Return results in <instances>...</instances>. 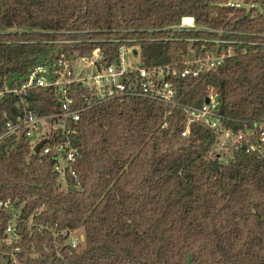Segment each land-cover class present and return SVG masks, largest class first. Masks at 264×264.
<instances>
[{
	"label": "trees",
	"instance_id": "1",
	"mask_svg": "<svg viewBox=\"0 0 264 264\" xmlns=\"http://www.w3.org/2000/svg\"><path fill=\"white\" fill-rule=\"evenodd\" d=\"M227 2L0 0V80H23L38 65L95 47L112 62L121 45L115 39H131L126 45L139 48L143 66L180 67L231 47L216 68L179 79L178 98L200 106L217 95L223 124L242 131L264 117V49L208 40L259 39L264 13L252 16L254 9ZM183 17L197 28L176 29ZM29 100L36 114L58 110L49 90L33 88ZM18 107L0 99V117ZM185 121L180 108L146 98L83 112L72 134L80 190H62L52 158L31 153L27 141L8 152L3 144L0 200L24 201V217L36 212V224L81 229L84 236L76 251L48 230L21 226L18 264H185L189 254L190 264H264V158L235 152L213 171L214 132L193 123L182 137ZM7 219L0 210V238Z\"/></svg>",
	"mask_w": 264,
	"mask_h": 264
},
{
	"label": "built area",
	"instance_id": "2",
	"mask_svg": "<svg viewBox=\"0 0 264 264\" xmlns=\"http://www.w3.org/2000/svg\"><path fill=\"white\" fill-rule=\"evenodd\" d=\"M227 5L233 8L245 7L254 9L252 16L264 13V3L259 1L228 0ZM180 24L179 30L196 29L192 18L191 24ZM196 27V28H194ZM206 29V28H205ZM213 31L212 29H206ZM221 33V31H217ZM259 39L208 40L221 44H246L264 49V33L256 36ZM121 42L117 58L112 62L104 59V52L95 47L90 54L70 59L63 57L54 63L34 67L26 78L18 80L10 78L0 80V99L11 98L17 102V109L10 113L4 112L0 117V147L6 143L5 151L15 148L19 139L29 143L31 153L50 156L53 160L52 170L56 173L60 188L71 186L81 189V182L73 170V162L79 152L73 144L72 134L83 112L113 100L130 98H146L171 108H180L186 115L185 127L181 132L186 137L193 123H199L212 130L215 134L212 147L213 156L219 164L227 163L235 152L244 151L255 153L264 158V117L242 131H234L223 124V116L219 113L217 95L209 94L208 102L200 106L185 105L178 98L177 81L185 77L199 78L204 71L219 66L225 58L231 56L229 47L221 54L206 53L182 63V65H148L140 62L139 48L126 45L131 39L113 40ZM70 41H59L67 43ZM33 88L49 90L57 98L58 110L47 114H36L30 109L29 91ZM168 112L166 115H169ZM166 126L163 122L162 128ZM42 143L37 151L35 147ZM25 202L18 200H0V210L7 213L8 219L3 229V238H0V260L8 259L9 264H18L17 254L20 253L18 242L21 226L35 228L37 231L48 230L53 236L62 238V244L78 251L83 245L82 234L79 229L46 227L34 222L33 212L24 217ZM4 246L12 251L2 249ZM35 254L32 255V258Z\"/></svg>",
	"mask_w": 264,
	"mask_h": 264
},
{
	"label": "water",
	"instance_id": "3",
	"mask_svg": "<svg viewBox=\"0 0 264 264\" xmlns=\"http://www.w3.org/2000/svg\"><path fill=\"white\" fill-rule=\"evenodd\" d=\"M205 102H208V98H205ZM41 144H42V143H39V144L35 147L34 150L37 151V150L39 149V147L41 146ZM219 166H220V164H219L217 158L210 160V169H211V170L215 171V170H217V169L219 168ZM70 189L73 190L74 188L71 186ZM81 240L84 241V236H83V235L81 236ZM191 259H192V256L189 254V255L187 256V259H186V261H185V264H190ZM0 264H9V263H8V259H4L3 261L0 260Z\"/></svg>",
	"mask_w": 264,
	"mask_h": 264
},
{
	"label": "bare ground",
	"instance_id": "4",
	"mask_svg": "<svg viewBox=\"0 0 264 264\" xmlns=\"http://www.w3.org/2000/svg\"><path fill=\"white\" fill-rule=\"evenodd\" d=\"M182 21H183V24H191L192 18L191 17H185Z\"/></svg>",
	"mask_w": 264,
	"mask_h": 264
},
{
	"label": "rangeland",
	"instance_id": "5",
	"mask_svg": "<svg viewBox=\"0 0 264 264\" xmlns=\"http://www.w3.org/2000/svg\"><path fill=\"white\" fill-rule=\"evenodd\" d=\"M194 28H196V27H194ZM79 230H80V233L83 235L82 230H81V229H79ZM82 246H83V245H81L80 249L82 248ZM80 249H79V250H80Z\"/></svg>",
	"mask_w": 264,
	"mask_h": 264
}]
</instances>
